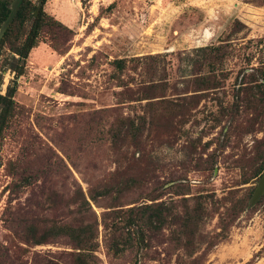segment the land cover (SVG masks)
Wrapping results in <instances>:
<instances>
[{"label": "rangeland", "instance_id": "374dc122", "mask_svg": "<svg viewBox=\"0 0 264 264\" xmlns=\"http://www.w3.org/2000/svg\"><path fill=\"white\" fill-rule=\"evenodd\" d=\"M43 10L62 26L29 52L0 138V264H69L67 237L23 239L30 225L40 236L64 224L92 227L97 264H264V194L250 204L264 105L243 90L264 72V0H45ZM218 44V87L204 91L201 48ZM140 117L141 133L113 145L110 131ZM144 205L169 209V222L142 225L140 244L131 226L132 249L114 255L128 210ZM185 210L195 220L183 226L174 217Z\"/></svg>", "mask_w": 264, "mask_h": 264}, {"label": "trees", "instance_id": "16d2710c", "mask_svg": "<svg viewBox=\"0 0 264 264\" xmlns=\"http://www.w3.org/2000/svg\"><path fill=\"white\" fill-rule=\"evenodd\" d=\"M12 1L13 0H0V27L10 14V5ZM44 3L45 0L37 2H32L31 0H20L17 14L12 19L2 39L0 40V58H3L5 52L8 51V55L5 56L4 62L6 64H8V62L10 63L11 67H9V70L14 75L7 85L5 93H0V138L4 130L18 112V106L14 99L17 90V79L24 73L25 60L27 59L29 52L38 45L39 35L45 27L52 23L61 25L59 22H56L45 14L43 10ZM38 4H40V7L38 13L35 15L34 12ZM223 48L224 46L221 44L201 48L203 60L199 62H202L203 65L207 67L208 74L202 76L199 81H197V85L204 91H213L218 87L215 71L217 65L223 63L225 59V50ZM113 64L116 70L122 72L125 68L126 62L125 60L120 59L115 60ZM251 76L252 80L249 83H252V87L245 88L243 90L252 97L258 95L257 101L264 105V72L261 71L259 75L253 74ZM1 85L2 77L0 74V87ZM154 87L155 86H152L150 88L153 89ZM162 103H167L173 107L177 106L175 103L168 101H164ZM139 120V124H135L134 122L122 123L120 128L110 131L112 144L115 145L117 140L120 138L127 139L130 136L137 137L141 133V128H143L146 121L143 117H140ZM263 172L264 164L261 173ZM97 193L96 197H99L105 195L107 192L104 189ZM96 197H92V199H96ZM133 211V208L128 210L129 213H132L127 217L124 224L128 225V227L123 228V230L128 229L126 237L119 241L115 240L113 244L110 245L109 251L114 255H121L132 249L133 235L136 236L138 244L143 241L145 234H143L142 225L150 228L151 230H158L167 225L171 214L169 209H153L151 205L141 206L140 209H138L139 213L136 216H133ZM174 220L180 221L181 224L185 226V224L189 221H194L195 218L191 220V213L185 210L182 217L176 216L174 217ZM131 226L136 227V229L133 230V235L129 232L132 231L130 229ZM37 230L36 226H28L23 239L31 245H42L47 243L48 235H53L55 237H67L75 250L74 253L69 254V264L98 263L95 256L98 249V243L96 241V237L93 235V230L90 225H82L79 227H74L70 224L53 226L50 229L41 232L40 236H37ZM47 264L59 263L49 261ZM133 264H139L138 260H135Z\"/></svg>", "mask_w": 264, "mask_h": 264}, {"label": "water", "instance_id": "95a60500", "mask_svg": "<svg viewBox=\"0 0 264 264\" xmlns=\"http://www.w3.org/2000/svg\"><path fill=\"white\" fill-rule=\"evenodd\" d=\"M41 1V0H39ZM20 0H13L10 5V14L8 15L7 19L3 22V24L0 27V40L2 39L5 31L7 30L9 24L11 23L14 16L17 14L18 6H19ZM40 4H38L34 14L36 15L38 13ZM264 194V173L261 175L256 188L254 189V192L252 194L250 204H254L262 195Z\"/></svg>", "mask_w": 264, "mask_h": 264}, {"label": "flooded vegetation", "instance_id": "af4514ba", "mask_svg": "<svg viewBox=\"0 0 264 264\" xmlns=\"http://www.w3.org/2000/svg\"><path fill=\"white\" fill-rule=\"evenodd\" d=\"M38 1H39V0H38ZM263 173H264V172H263ZM263 173H262V174H263Z\"/></svg>", "mask_w": 264, "mask_h": 264}]
</instances>
